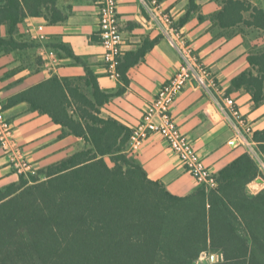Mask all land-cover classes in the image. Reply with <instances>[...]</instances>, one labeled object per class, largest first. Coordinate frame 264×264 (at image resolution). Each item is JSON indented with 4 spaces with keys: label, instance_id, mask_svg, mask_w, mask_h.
I'll return each mask as SVG.
<instances>
[{
    "label": "trees",
    "instance_id": "obj_1",
    "mask_svg": "<svg viewBox=\"0 0 264 264\" xmlns=\"http://www.w3.org/2000/svg\"><path fill=\"white\" fill-rule=\"evenodd\" d=\"M57 4L0 0V51L27 47L14 35L28 17L51 25L64 22ZM197 9L190 0L175 28L188 23ZM212 19L220 29L264 32V7L249 0H223ZM158 41L123 56L118 71L125 87L117 94L103 90L87 71L85 78L54 75L4 105L6 110L26 103L59 126L63 137L83 144L30 180L21 176L18 183L0 187V264H198L210 252L222 256L216 264H264V188L255 195L248 191L264 176L250 152L216 174V188L199 185L177 196L150 180L129 154L132 130L101 117V109L128 87V71ZM248 49L251 69L232 80L231 91L251 94L259 106L264 102V48ZM252 140L264 155V130L254 132Z\"/></svg>",
    "mask_w": 264,
    "mask_h": 264
},
{
    "label": "crops",
    "instance_id": "obj_2",
    "mask_svg": "<svg viewBox=\"0 0 264 264\" xmlns=\"http://www.w3.org/2000/svg\"><path fill=\"white\" fill-rule=\"evenodd\" d=\"M249 1L258 8L264 7L263 0ZM222 2L195 0L198 9L192 12L190 21L171 34L162 23V14H170L176 25L187 14L190 0H120L123 56L139 51L145 42L158 38L159 41L142 63L128 71L126 90L101 109L103 119L117 120L132 130L142 120L160 88L183 64L184 54L191 50L207 76L187 84L171 113L215 174L244 153L256 150L253 133L264 130V102L255 106L251 94L231 91L232 80L251 69L244 34L251 29L215 27L212 18L222 10ZM57 7L66 16L64 22L51 25L43 18L28 17L18 25L14 35L19 44L27 47L0 51V102L3 105L11 97L54 75L85 78L87 71H91L106 92L117 94L124 89L123 82L107 75L103 63L96 0H58ZM40 26L47 35L43 43L36 39ZM1 36L7 37L5 26L1 28ZM226 98L235 100L252 125V134H239L224 110ZM5 112L15 126L17 140L38 169L66 158L76 151L74 145L83 144L73 136L63 137L59 126L47 115L31 111L26 103ZM129 154L138 160L150 180L160 182L174 195L187 196L199 186L158 134L151 135L137 150H130L129 146ZM260 156L264 162V155ZM19 181V175L0 151V187ZM248 188L255 195L264 184L255 180Z\"/></svg>",
    "mask_w": 264,
    "mask_h": 264
},
{
    "label": "built area",
    "instance_id": "obj_3",
    "mask_svg": "<svg viewBox=\"0 0 264 264\" xmlns=\"http://www.w3.org/2000/svg\"><path fill=\"white\" fill-rule=\"evenodd\" d=\"M119 5L120 0H96L99 11V36L103 49V63L107 75L116 81L121 80L118 68L123 58L124 45ZM162 23L169 33L176 32L175 21L170 14H162ZM36 39L42 43L47 39L43 26L39 27ZM205 76H207L205 68L199 64L191 50H187L183 57V64L176 74L160 88L142 120L132 129L129 146L130 150H137L151 135L158 134L167 142L169 148L199 185L216 188V174L206 165L194 143L182 132L171 113L173 105L187 84L192 80L201 81ZM224 110L233 120L240 135L253 133L252 125L240 112L233 98L225 99ZM0 151L7 159L9 166L19 176H23L27 180L37 176V167L30 161L23 145L17 140L15 126L6 116L2 102H0ZM250 153L257 160L259 168L262 169L260 172L264 176V162L261 161L260 154L253 149Z\"/></svg>",
    "mask_w": 264,
    "mask_h": 264
},
{
    "label": "rangeland",
    "instance_id": "obj_4",
    "mask_svg": "<svg viewBox=\"0 0 264 264\" xmlns=\"http://www.w3.org/2000/svg\"><path fill=\"white\" fill-rule=\"evenodd\" d=\"M245 34L247 35L246 44L248 45V47H253V48L255 47L256 48L255 51H259V50L264 48V32H256V31L250 30V31L246 32ZM74 146H75L74 147L75 150H79V149L82 148L78 144H76ZM42 168H44V167H42ZM39 169L37 168V170H39ZM37 175H38V173H37ZM19 177H21V176H19ZM42 178H45V176H42ZM248 190L250 191L249 188H248ZM249 193L251 194V192H249ZM212 254H217L218 262L220 260H222V256L220 254L214 253V252H210L208 254H204L201 257V259H200L198 264H203L204 260L210 261V258H211Z\"/></svg>",
    "mask_w": 264,
    "mask_h": 264
},
{
    "label": "water",
    "instance_id": "obj_5",
    "mask_svg": "<svg viewBox=\"0 0 264 264\" xmlns=\"http://www.w3.org/2000/svg\"><path fill=\"white\" fill-rule=\"evenodd\" d=\"M258 182L264 184V180L262 178L257 179ZM218 262V256L217 254H212L210 261L204 260L203 264H216Z\"/></svg>",
    "mask_w": 264,
    "mask_h": 264
}]
</instances>
